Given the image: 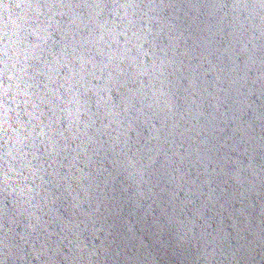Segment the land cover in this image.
Returning a JSON list of instances; mask_svg holds the SVG:
<instances>
[{"label": "clouds", "instance_id": "clouds-1", "mask_svg": "<svg viewBox=\"0 0 264 264\" xmlns=\"http://www.w3.org/2000/svg\"><path fill=\"white\" fill-rule=\"evenodd\" d=\"M175 6L0 0V264H107L101 208L114 174L133 186L137 203L168 195L170 223L196 249V264H237L227 237L198 223L203 202L191 217L180 213L200 191L189 170L199 165L211 184L209 165L229 163L214 159L225 132V155L247 157L230 160V178L245 192L264 185L253 159L264 149V0L189 4L207 9L196 67L209 64L211 91L186 63L193 52L175 14L165 16ZM225 29L228 43L212 66V40Z\"/></svg>", "mask_w": 264, "mask_h": 264}, {"label": "water", "instance_id": "water-1", "mask_svg": "<svg viewBox=\"0 0 264 264\" xmlns=\"http://www.w3.org/2000/svg\"><path fill=\"white\" fill-rule=\"evenodd\" d=\"M174 2L176 6L166 10L165 16L175 14L176 19L173 22L187 38L185 46L193 52L190 58H186V63L192 66L198 78L203 75V80L211 91L215 75L208 72L209 64L196 67L202 59L201 49L208 35L205 30L208 23L207 9L201 7L196 10L189 7L190 3L202 4L204 0ZM227 43L226 29L223 35H216L212 40L211 46L216 50V55L211 56L212 66L219 62V52ZM197 82L200 83V80ZM187 85L188 80L182 79L180 96H183V88ZM252 99L255 100L256 97L253 96ZM207 111L208 108L205 107V112ZM257 132L264 137V130L258 128ZM227 136L228 133L225 132L217 137L213 151L214 159H227L229 163L224 165L223 171L220 167L209 165L217 173L211 184L204 183L205 176L199 165L189 170L190 178L196 181L200 191L193 188L188 199L194 203L184 207V212L180 215L181 218L184 214L193 216L203 202L206 205L203 208V219L198 223L203 226L206 221L208 231L219 232L227 237L223 247L225 250L231 248L235 252L237 264H264V185L245 192L230 178L229 171L234 168L230 160L239 158L247 162V157H238L237 152H227L225 155L231 145V140H228L222 146ZM253 159L255 164L264 166V149L256 148ZM104 164L111 167L107 161ZM159 175L157 172V177ZM109 180L105 189L107 199L101 208V219L107 230L104 243L110 253L107 264H196V249L191 242L181 243L170 223L173 211L167 194H158L157 199L141 200L137 203L133 186L123 176L114 174ZM179 197L181 200L185 198L183 191L179 193ZM209 197L211 203H208ZM19 230L18 228L17 231ZM100 235L104 238L105 233Z\"/></svg>", "mask_w": 264, "mask_h": 264}]
</instances>
